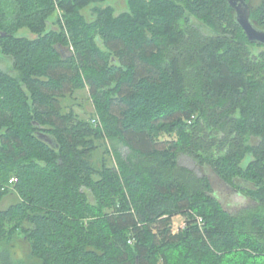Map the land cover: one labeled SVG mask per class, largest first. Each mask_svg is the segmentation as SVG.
<instances>
[{"label": "trees", "instance_id": "trees-1", "mask_svg": "<svg viewBox=\"0 0 264 264\" xmlns=\"http://www.w3.org/2000/svg\"><path fill=\"white\" fill-rule=\"evenodd\" d=\"M106 1L0 0V202L18 197L0 244L20 232L40 264H264V46L226 0ZM249 8L264 30V0ZM83 89L101 124L64 109ZM106 138L127 163L93 159Z\"/></svg>", "mask_w": 264, "mask_h": 264}, {"label": "rangeland", "instance_id": "rangeland-1", "mask_svg": "<svg viewBox=\"0 0 264 264\" xmlns=\"http://www.w3.org/2000/svg\"><path fill=\"white\" fill-rule=\"evenodd\" d=\"M263 0H248V3L252 9H257ZM106 6H112L115 10V14L118 15L127 10V0H107L105 3L98 4L94 7L104 8ZM83 15L85 18L90 21L95 19V11L93 7H88L83 10ZM55 19V17H54ZM19 37H30L29 33L24 30L19 32ZM12 68V60L8 57L0 55V69L5 72H10ZM64 109L66 111H74L82 119H95L97 123H100L99 119L94 115L95 109L90 100V96L86 89L79 90L74 92L73 95L68 96L63 101ZM101 124V123H100ZM99 126V124H98ZM167 138V137H163ZM105 147L107 148L108 155L105 154L104 145L98 149L94 154V160L98 161L101 157L106 156L109 160V163L114 164L116 160L120 158L124 163L128 161L130 157V152L128 148L119 140L108 138L104 141ZM179 162L194 170L198 174L207 175L212 185L217 193L218 198L222 202L226 210L235 212L240 207L246 205V201L238 196V194L230 188H225L217 182V180L212 176L211 172L208 169H204L195 164L192 159L186 156H180ZM248 162V158L244 161L243 165ZM11 189V188H10ZM18 201V197L15 194L9 193L5 196L0 202V210L6 209L11 204H14ZM184 217L175 216L172 220V230L173 232H178L184 225ZM0 249L8 250L10 252L11 258L19 262V264H40V262L34 258L31 254V246L27 241L26 237L22 233H18L14 238H9L0 244ZM7 251H0V260L5 259Z\"/></svg>", "mask_w": 264, "mask_h": 264}, {"label": "water", "instance_id": "water-1", "mask_svg": "<svg viewBox=\"0 0 264 264\" xmlns=\"http://www.w3.org/2000/svg\"><path fill=\"white\" fill-rule=\"evenodd\" d=\"M234 11V21L242 29L250 43H258L264 46V30L257 28L250 17V8L246 0H226ZM39 138L52 144L49 137L39 135Z\"/></svg>", "mask_w": 264, "mask_h": 264}, {"label": "built area", "instance_id": "built-area-1", "mask_svg": "<svg viewBox=\"0 0 264 264\" xmlns=\"http://www.w3.org/2000/svg\"><path fill=\"white\" fill-rule=\"evenodd\" d=\"M95 122V121H94ZM12 181H15V180H12Z\"/></svg>", "mask_w": 264, "mask_h": 264}]
</instances>
